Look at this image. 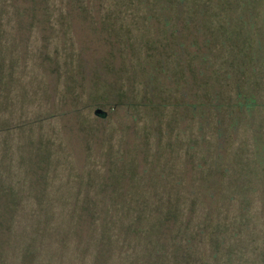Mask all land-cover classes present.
<instances>
[{"label": "rangeland", "instance_id": "rangeland-1", "mask_svg": "<svg viewBox=\"0 0 264 264\" xmlns=\"http://www.w3.org/2000/svg\"><path fill=\"white\" fill-rule=\"evenodd\" d=\"M0 129V220L37 264L264 241V0H0Z\"/></svg>", "mask_w": 264, "mask_h": 264}, {"label": "trees", "instance_id": "trees-1", "mask_svg": "<svg viewBox=\"0 0 264 264\" xmlns=\"http://www.w3.org/2000/svg\"><path fill=\"white\" fill-rule=\"evenodd\" d=\"M0 132H3L2 129H0ZM0 188L4 190L3 185H0ZM262 197L263 198L261 199V201L264 205V193ZM2 206L3 205L1 204L0 216L2 215L1 212H3V210L5 212V209H2ZM242 210V214H245V209ZM6 214L8 213L5 212L4 216H6ZM86 226V233H79L77 229V234L75 233V229H72L71 227L66 228L69 230L68 234L72 235L75 238L74 250L79 249V245L83 246L86 249L90 243V231L95 226L96 229L105 227L106 221L102 220L101 218H98V221H96V223L89 220L88 225L86 224ZM133 226L136 228V225L134 223ZM23 229L16 227V224L7 223L5 220H0V264H37L36 258L39 255L38 251L40 248L38 249L36 247V244L33 243L34 241L30 240V243L24 242L22 238H20V236L16 234L18 232L24 231ZM243 229H246V231H252L251 229L249 230V227H246L245 225H239L237 227L235 226L232 232L233 237H237V239H235L234 241H228L224 238H217L215 236L213 239H210L208 241H200L199 244L195 242L191 243L190 240H186L185 242L183 241L179 244L180 241L178 239L168 238L170 232H164L163 238L160 239V241L164 239L163 253L161 252V250L154 251L150 254L148 253L151 256L148 257L147 261L145 259V263L161 264V262L163 261V264H221L220 259H226V262L228 261L230 264H243V262L240 261L239 258L234 259L235 257H237V255L251 256L253 257V262H255L256 260H258L256 258L261 255V253L257 252L260 251L264 253V241L255 242V244L253 245L251 243H245L242 237H239L237 235L239 232H243ZM205 232V228L200 229L197 235L199 237H204ZM133 234L134 233L131 234L130 238L123 240L122 245L125 243L124 247L129 246ZM63 239L65 240L64 236ZM62 244L63 248L59 247L56 258L49 259L47 262H45V264H62L65 261L64 253L66 249V243L62 242ZM193 245H197L199 249L194 250ZM202 246H204V248H202ZM102 250V248H99L98 252L93 255L91 264L116 263V258L120 260L119 264H130L129 262L125 261L126 259H124L126 257L122 254L125 253L124 251L120 250L118 256L116 257H112V255L110 257H105V254H102ZM78 255L80 257L78 260L76 259V263L86 264V256L82 253H79ZM39 260L42 261L40 264H44V261L42 259ZM260 264H264V261H262Z\"/></svg>", "mask_w": 264, "mask_h": 264}]
</instances>
